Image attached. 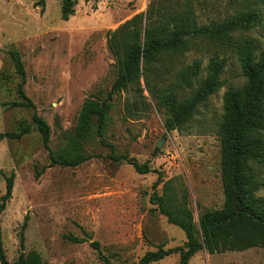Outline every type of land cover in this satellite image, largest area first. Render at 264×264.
<instances>
[{
	"label": "rangeland",
	"instance_id": "obj_1",
	"mask_svg": "<svg viewBox=\"0 0 264 264\" xmlns=\"http://www.w3.org/2000/svg\"><path fill=\"white\" fill-rule=\"evenodd\" d=\"M153 0H76L67 21L59 18L60 0H0V197L5 179L13 173L12 190L0 212L1 244L5 259L35 251L46 264H136L146 251L183 246V232L168 223L150 204L152 184L161 194L169 180L178 198L184 195L192 221L204 210L222 204L219 151L216 130L222 95L244 83L239 63L230 51L224 57L220 86L196 109L180 131H165L164 115L157 111L140 80L141 93L117 92L110 104L102 134L95 128L81 143V153L94 157L76 167L51 165L40 136L31 121L35 113L49 127V147L60 154L87 99H106L115 79L114 59L106 48V34L133 15L144 12ZM181 2V1H180ZM198 23L222 20L229 15L257 10L262 19L242 32L264 43V0H189ZM240 35V33H236ZM207 46L177 58L175 71L192 60L200 63L198 80L205 76ZM16 51L24 68L21 82L7 55ZM216 52V51H215ZM174 74L162 79L178 99L188 89L176 87ZM197 84H193L195 87ZM138 101L137 108L125 106ZM95 123V119H93ZM28 132L19 139L4 133ZM124 155L147 162L149 172L136 173L125 161L108 155ZM264 195V189L258 192ZM23 247L19 246L21 225ZM70 238L78 239L73 242ZM96 243L98 250L90 246ZM171 254L150 264H177ZM188 264H264V249L208 254L201 249Z\"/></svg>",
	"mask_w": 264,
	"mask_h": 264
},
{
	"label": "trees",
	"instance_id": "obj_2",
	"mask_svg": "<svg viewBox=\"0 0 264 264\" xmlns=\"http://www.w3.org/2000/svg\"><path fill=\"white\" fill-rule=\"evenodd\" d=\"M75 4L76 0H60L61 21H67L73 15ZM261 21L259 11L250 9L222 20L198 23L189 0H153L144 12L133 15L107 32L106 48L114 59L115 79L106 99H87L82 103L67 146L59 155L49 147L48 125L32 114L31 121L51 165L76 167L94 157L81 153V143L87 140L92 127L97 135L102 134L112 94L131 90L138 95L142 91L141 80L155 109L164 115V130L180 131L191 121L197 107L220 86L219 76L225 59L219 58L217 52L230 51L236 57L244 83L224 91L216 130L221 207L202 211L195 224L186 197L181 195L178 198L169 180L163 182L161 194L157 195L156 187L161 182L157 177L151 186L149 202L166 223L183 232L185 241L183 246L146 251L136 264H150L171 254L178 255L177 264H188L189 258L201 249L208 254L240 252L254 247L264 249V195H258L264 189V43L260 45L257 39L242 35ZM237 32L240 35H236ZM196 45L214 50L207 60L205 76L200 80L198 60L173 70L177 64L175 60ZM7 55L21 78L17 93L29 104L21 91L24 68L20 55L16 51H8ZM170 72L174 74L176 87L188 89L187 97L178 99L172 90L158 86ZM193 84L197 85L193 87ZM125 104L135 110L138 101L132 99ZM27 132L28 127H22L17 133L1 136L19 139ZM108 158L115 162L125 161L138 174L149 172L147 162L138 163L124 155L109 154ZM12 179L11 172L5 179L4 193L0 197V212L11 195ZM25 221L26 218L19 234L21 248ZM70 240L80 242L74 238ZM90 246L98 250L96 243H90ZM101 259V264H110L104 257ZM0 264L46 263L33 250L19 253L13 262L8 263L0 234Z\"/></svg>",
	"mask_w": 264,
	"mask_h": 264
}]
</instances>
